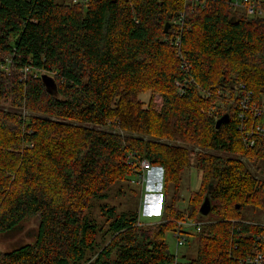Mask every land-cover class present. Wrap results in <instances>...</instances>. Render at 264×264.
I'll return each instance as SVG.
<instances>
[{"label":"trees","instance_id":"1","mask_svg":"<svg viewBox=\"0 0 264 264\" xmlns=\"http://www.w3.org/2000/svg\"><path fill=\"white\" fill-rule=\"evenodd\" d=\"M241 85L264 107V19L231 0H0V235L38 222L33 242L0 250V264H172L167 235L186 220L202 227L188 232L197 255L185 264L254 254L259 223L242 210L264 211V180L249 168L264 149L240 132ZM143 161L163 171L162 220L103 205L100 227L93 201L136 179ZM193 170L201 185L180 209Z\"/></svg>","mask_w":264,"mask_h":264},{"label":"rangeland","instance_id":"2","mask_svg":"<svg viewBox=\"0 0 264 264\" xmlns=\"http://www.w3.org/2000/svg\"><path fill=\"white\" fill-rule=\"evenodd\" d=\"M71 0H59V3H68ZM263 1V0H262ZM11 74V73H10ZM9 74V75H10ZM142 101L149 102L150 95H142L140 97ZM264 100V98L262 99ZM154 104L156 110L160 111L162 108V98L156 96L154 98ZM172 144V143H170ZM174 144V143H173ZM179 144V143H178ZM181 145V144H180ZM195 150L201 151L199 148ZM204 152V151H202ZM212 154H219L212 152ZM222 155V154H221ZM226 155H222L225 157ZM235 158V156H230ZM241 158V157H240ZM243 161H247V158H241ZM249 168L259 179L264 180V161L257 163ZM201 185V175L199 172L193 170L191 173L186 172L182 177L181 197L184 201L179 205L180 209L187 207L188 200L190 198L191 191L199 190ZM164 189L163 171L160 168H153L147 176V182L143 188L137 184L119 183L107 192V196L102 201L94 200L92 207L88 212L89 218L95 221L100 227L104 226L106 216L101 214V207L108 205L110 207H116L118 213H125L127 211L138 212L140 220L143 224L150 222L156 223L162 220V207L164 206L166 191ZM172 195V189L169 190L168 198ZM204 202V200H203ZM203 204V203H202ZM242 217L250 222L264 224V211L261 209H255L253 207H246L242 210ZM38 222L29 221L24 223L20 230L6 235H0V250L2 252H8L16 249L17 247L32 243V234L36 231ZM191 241L188 243V247L192 250L191 253L185 254L187 248H180L176 250L177 242L174 238V233L167 235V243L169 245V251L173 255H177L176 262L172 264H185L188 260L195 259L197 255V240L191 236ZM102 239L100 235L99 241Z\"/></svg>","mask_w":264,"mask_h":264},{"label":"built area","instance_id":"3","mask_svg":"<svg viewBox=\"0 0 264 264\" xmlns=\"http://www.w3.org/2000/svg\"><path fill=\"white\" fill-rule=\"evenodd\" d=\"M74 4L87 3L89 0H71ZM231 3L236 9H242L249 17L264 19V1L262 0H231ZM180 45V41H177ZM11 60H9L2 69L7 75L11 73ZM25 76L31 74V69L26 67L23 69ZM36 77V76H35ZM193 80L184 79V83L175 82L179 90V95L183 96L186 93L187 87ZM240 99L236 104L237 114L236 119L239 122V129L243 135V140L248 147H255L257 143H261L264 149V125H258L255 122L257 119L264 116V107L258 106L254 102V94L245 85H241L238 89ZM215 114V110L211 109L209 115ZM141 174L132 181L143 188L147 182L148 173L151 170V165L148 161H143L140 164ZM260 233L255 236L256 252L252 255H247L239 259V264H264V224H258ZM202 223H195L191 220L178 223L177 229L174 231V238L177 242V248L187 244L188 232L195 230L200 232Z\"/></svg>","mask_w":264,"mask_h":264},{"label":"water","instance_id":"4","mask_svg":"<svg viewBox=\"0 0 264 264\" xmlns=\"http://www.w3.org/2000/svg\"><path fill=\"white\" fill-rule=\"evenodd\" d=\"M236 18H232V20H230V22H235ZM171 27V24L170 23H167L165 25V30L164 32L165 33H168L169 29ZM230 121V117L229 115H224L222 116L219 120H217L216 122V129L219 130L220 127L223 125V124H227L228 122ZM211 210H212V206H211V201H210V198L207 196L205 199H204V202L203 204L201 205L200 207V214L204 217H208L211 213Z\"/></svg>","mask_w":264,"mask_h":264},{"label":"crops","instance_id":"5","mask_svg":"<svg viewBox=\"0 0 264 264\" xmlns=\"http://www.w3.org/2000/svg\"><path fill=\"white\" fill-rule=\"evenodd\" d=\"M151 170H152V168H151ZM150 170V171H151ZM150 173V172H149ZM148 173V174H149ZM140 223L141 224H143L142 222H141V220H140ZM156 223H158V222H156ZM145 224H155V223H150V222H147V223H145ZM191 241V238H189V241H188V243ZM188 243L185 245V246H183V247H180V248H187L188 247ZM180 248H177V246H176V250H178V249H180ZM192 252V250H190L189 248H187L186 250H185V254H187V253H191ZM176 256V260H177V255H175Z\"/></svg>","mask_w":264,"mask_h":264}]
</instances>
